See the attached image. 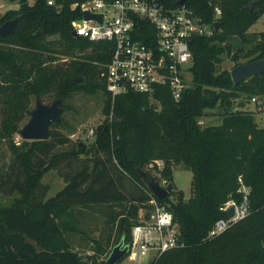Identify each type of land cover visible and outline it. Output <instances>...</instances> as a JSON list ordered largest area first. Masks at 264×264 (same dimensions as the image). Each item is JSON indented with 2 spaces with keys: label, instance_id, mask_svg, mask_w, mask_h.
<instances>
[{
  "label": "trees",
  "instance_id": "trees-1",
  "mask_svg": "<svg viewBox=\"0 0 264 264\" xmlns=\"http://www.w3.org/2000/svg\"><path fill=\"white\" fill-rule=\"evenodd\" d=\"M72 1L18 0L0 15V24L18 16L13 31L0 35V140L10 152L0 167V191L15 195L0 205V264H109L111 247L130 242L140 209L144 218L151 209L137 167L165 184L175 163L191 170V195L170 191L157 201L172 213L179 244L147 264H264V126L234 102L240 93L264 97V71L234 83L230 70L218 68L224 55L233 66L243 57H264V30H248L264 0H218V26L189 42L191 85L178 99L166 85L151 94L128 89L112 96L104 79L111 42L71 34V21L80 16ZM192 7L213 20L208 0ZM76 94L103 99L89 143L69 137L76 123L66 114L50 124L46 139H14L33 99L60 97L70 111ZM216 105L223 109L219 123L201 125L199 117ZM52 168L65 183L46 197L41 178ZM238 176L249 188L248 214L207 236L226 216L223 204L241 200ZM93 207L102 211L105 228L89 236L78 212ZM74 233L90 242L86 253L72 242Z\"/></svg>",
  "mask_w": 264,
  "mask_h": 264
},
{
  "label": "built area",
  "instance_id": "built-area-1",
  "mask_svg": "<svg viewBox=\"0 0 264 264\" xmlns=\"http://www.w3.org/2000/svg\"><path fill=\"white\" fill-rule=\"evenodd\" d=\"M192 1L195 0H74L70 3V7L80 10V16L71 21L78 36L111 42L104 79L112 96L128 89L151 94L156 86L166 85L171 96L178 99L191 85L189 42L195 35L210 34L221 13L218 0H208L213 15V20L208 22L193 9ZM46 2L54 4L55 0ZM83 11L101 13L102 18L100 21L84 18ZM250 99L258 104V109L264 107L257 96ZM89 134L92 136L93 127L89 128ZM156 163L161 165V161ZM238 191L239 202L229 199L221 207L224 211L232 207V214L216 219L207 236L221 233L248 214L249 188L240 176ZM148 203L151 205L148 218L140 219L130 230L126 256L134 264H139L148 253L153 258L179 244L178 226L172 213L152 192Z\"/></svg>",
  "mask_w": 264,
  "mask_h": 264
},
{
  "label": "rangeland",
  "instance_id": "rangeland-1",
  "mask_svg": "<svg viewBox=\"0 0 264 264\" xmlns=\"http://www.w3.org/2000/svg\"><path fill=\"white\" fill-rule=\"evenodd\" d=\"M18 0H0V15L8 8H16ZM30 3L33 0H29ZM249 31H260L264 30V14H261L258 19L249 27ZM62 56V55H60ZM247 58H240L241 62L246 61ZM233 66V60L230 59L228 55L222 56V60L218 64L219 69H228L230 70ZM256 96V95H255ZM251 96L240 93L234 102L239 105V108L249 110L253 113L254 119L257 122L258 126H264V107L258 109V104L254 103L250 99ZM262 103L264 104V97L257 96ZM51 98L49 96L42 97L43 102H49ZM103 99L100 94H76L70 100V105L72 106L70 111H62V114H66L67 117L70 116L71 120H75V128L72 133L69 134V137L72 140H83L86 143H89L93 136L89 134V128L95 127L97 123L102 120V107ZM32 106L34 105V99L32 100ZM234 106V104H233ZM237 107V106H235ZM223 109L216 105L210 108L205 109V113L199 117V123L201 125L217 124L220 121L222 116ZM24 119L21 122V125L26 121ZM77 120V121H76ZM15 140H20L21 137L16 132L14 134ZM10 159V152L6 147V143L3 140H0V167H3ZM191 176L192 172L189 168L183 166L181 163H175L172 165V189L175 193L177 191H182L184 199H187L192 192L191 189ZM43 183L48 185V191L46 197L54 194L58 189L64 185V180L62 175L56 169H49L44 173L41 178ZM164 184L162 181L160 182ZM173 193L170 197H175ZM15 195H5L0 191V205L9 204L11 199ZM81 210L78 215L80 219L79 226L87 231L89 236L98 235L99 231L105 228L103 224V213L98 210L97 207L93 208H80ZM144 209H140V219L143 217ZM72 242L78 250H81L82 254L86 253V249L90 247V242L86 237H82L79 234H75L72 237ZM149 253L144 255L140 260L139 264H146L148 260ZM119 264H134V261L131 260L128 256L122 258Z\"/></svg>",
  "mask_w": 264,
  "mask_h": 264
},
{
  "label": "water",
  "instance_id": "water-1",
  "mask_svg": "<svg viewBox=\"0 0 264 264\" xmlns=\"http://www.w3.org/2000/svg\"><path fill=\"white\" fill-rule=\"evenodd\" d=\"M182 0H180L181 2ZM249 8L252 7V2L249 3ZM84 18H97L99 21L102 18L101 13H91L83 11ZM18 16L7 19L0 24V35H6L11 33L16 25ZM219 21L216 20L213 23V27L216 28ZM71 34L78 36L72 29ZM264 71V57L240 62L230 69V76L234 83H238L247 76L259 74ZM63 111V102L60 97H55L49 102H43L39 97L35 98L33 107L29 112L27 120L19 127L18 134L21 139H46L49 136V126L54 121H59ZM138 174L143 178L152 194L157 198L161 199L168 192L171 191L173 181L170 180L165 184H161L155 179V177L137 167ZM233 212V208L229 207L226 211L227 215L230 216ZM128 252V244H123L122 241H118L111 247V250L106 258L109 264L119 261L125 257Z\"/></svg>",
  "mask_w": 264,
  "mask_h": 264
},
{
  "label": "crops",
  "instance_id": "crops-1",
  "mask_svg": "<svg viewBox=\"0 0 264 264\" xmlns=\"http://www.w3.org/2000/svg\"><path fill=\"white\" fill-rule=\"evenodd\" d=\"M17 4H18V2H17ZM150 259H151V258H150V255H149L148 260L146 261V264L148 263V261H149Z\"/></svg>",
  "mask_w": 264,
  "mask_h": 264
}]
</instances>
